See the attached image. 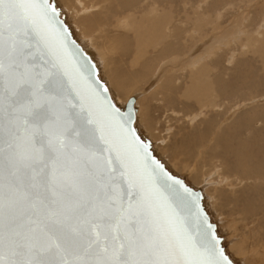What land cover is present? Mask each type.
Instances as JSON below:
<instances>
[{
    "label": "snow or ice",
    "instance_id": "1",
    "mask_svg": "<svg viewBox=\"0 0 264 264\" xmlns=\"http://www.w3.org/2000/svg\"><path fill=\"white\" fill-rule=\"evenodd\" d=\"M59 16L0 0V264H234Z\"/></svg>",
    "mask_w": 264,
    "mask_h": 264
},
{
    "label": "rangeland",
    "instance_id": "2",
    "mask_svg": "<svg viewBox=\"0 0 264 264\" xmlns=\"http://www.w3.org/2000/svg\"><path fill=\"white\" fill-rule=\"evenodd\" d=\"M61 1L62 0L60 1L56 0L57 4L60 6V9L62 8L67 18L70 19V21L68 20V23L70 24L69 26L72 28L74 38L78 41L79 44L81 43L82 46L83 44H89L90 40L83 39L79 27L77 26V23L75 21L79 19L78 15H75L74 13L67 11L70 9L69 6L66 4L65 1L63 2ZM190 1H192L193 4H191ZM190 1L188 2L191 5H195V4L198 5L201 3L203 4L202 6L203 8H205V12H204L205 15L206 14L209 15L208 16L209 22L206 25L201 26L202 32L205 33L204 34L205 36L202 39L197 40L195 43L192 42L190 43V41H188V44H186V46H183V44L180 45L181 50H184V53L182 54L181 58L185 57L186 59L187 55L192 58L199 56V54L201 57L204 56V53L201 52V46L204 47L206 44H207L206 47L208 49L209 48L212 49L213 54H211L212 56L210 57V59L208 60L204 59L203 61H201V63L198 64L199 66L201 64H204V66L207 68V73L204 75L205 82L203 85L207 86L208 89L210 90V95L214 96V99L210 98L209 100H213L211 101L212 103L215 102L214 105L215 107H218V110L221 111L220 113L218 111H217L218 114L213 113L211 111L212 107L208 106V104L204 103L203 105H200L202 104L203 101L197 104L196 103L197 100L194 102L195 100L194 97H190V99L184 98V96L186 95L184 92L188 88L189 72H188V68H184L186 69L185 71L179 69L180 66L177 67V69L172 67V69H174L175 71L170 81L168 82V86L170 87L172 93L180 98V99L177 98V100H179L178 101L179 104L176 103L177 102L176 100L174 101L176 103V106L175 103H173L174 105L173 104L170 105L172 107H167L166 104H163L165 107H160L161 99L163 98L164 95H168V94H164L159 88L158 89L155 88L154 86L157 83L153 85L152 88L155 89V92L152 94V97L150 96V93H152L153 90L151 89L152 91H149L150 88L148 84L150 82L148 84L147 82L151 81L152 83L153 82L152 80L155 79L154 76L160 73V70H157L159 72L156 73L155 67L157 63H159L158 68L166 67L169 64L170 59H172L173 57H178L176 56L178 54L176 52L177 47L174 50V54L172 53V55L175 56L170 57V59L168 58L169 60L166 58L163 59V56H159L160 52L163 49L161 46L148 47L146 49V56L144 57L142 56L141 60L138 59L139 61L137 60L136 57H134L136 58L134 60L132 57L134 55V52H132L134 51L133 45L131 47L132 49H130L129 52H126V50L123 49L124 47L122 48L121 45L117 44L116 42L114 43L111 42V38L115 37L118 31L116 30L111 31L110 27H105L102 34L99 32L93 33L94 48L97 52L101 51L100 52L101 59L98 55H97L98 58L97 57L94 58L101 60L102 64H100V66L98 67V71L100 72V76L102 80L111 90V95L115 98L116 102H118L120 105L123 106L127 101L126 99L131 97V95L136 96L135 107L138 109L137 114L139 117L137 121V126H139V128L142 129V133L150 140L151 145L153 146L152 150H154L155 155L167 166V168L172 173L182 177L187 184L191 185L194 188L197 187L201 188L202 192L207 191L206 192L207 197L204 195L205 193H203L204 198H206L203 200V204L206 207L210 219L216 223L219 221L218 219L220 217L225 219L224 222L227 221L224 224L225 226L224 225L220 226L219 223L217 224L218 225L217 228L220 227L221 229V231H218V233L220 234L222 232L221 234L223 236L221 234L220 235L223 237V244L224 246H227L226 247L227 250L228 249L230 250V251L228 250V252L230 253L232 260L235 263L243 264V260L242 258L240 259L239 253H243V255H245L247 250H248L247 252L248 254H250L251 251H253L254 253L260 252L263 254L264 257V221L260 222L259 220H255L258 219L257 216L252 215L253 217L252 218L250 215H246L247 216L246 217L242 215L243 213L239 214V212L236 214L234 213V215L224 212L220 213L219 209L216 206L215 201L217 203H222L227 210H231L233 205L229 200V198L231 196L230 199L232 200V198L235 197L234 202L237 200L236 198H238L236 202L238 203L237 207L240 204L239 207L242 209V206L245 204L247 199L251 197V195L256 194V192H253L252 190H254V188H250V187L247 188L249 189L248 191L246 189L247 183L243 185L235 181V176L239 174L229 171L227 172L225 171V173L223 172L225 169L223 165L228 164V161L224 159L221 156V154L216 157L217 159L219 158V160H216V158L211 156L210 153L209 154L203 153L199 155V152L201 151L200 149L201 146L206 145V147L207 146L209 147L212 145L213 141L219 138L221 135H224L227 132L237 131L239 129V123L245 117H247L251 121L250 123L251 129L249 131V134L248 132L245 131V135H240L242 139L244 138L245 140H247L246 142H254L257 144L264 143V111H262L264 110V61L262 60V57L259 55V51L264 48V0H190ZM194 1L197 3H195ZM170 2H171V6L173 5L172 7L169 5V10H168V14L170 16L171 21L173 23L178 24V21L180 20L181 23L184 24L185 21L188 20L189 18L184 17L180 12V10L177 7H174L173 0H170ZM158 5L159 7H161L160 4ZM203 8H201L200 10H202ZM98 9L99 6L95 7L92 11H97ZM71 18L72 20L74 18L73 20L75 21L73 22L74 24L72 23ZM210 23L212 25V28L209 27L211 26ZM214 23L215 25H213ZM94 24L97 25L98 22H95ZM188 27L190 26L188 25ZM104 33L107 34L108 36V39L106 41L104 38L105 37ZM169 33L171 34L170 31ZM127 36L131 41V36L129 32H127ZM172 39L173 38H171V40ZM176 41L179 43L182 41V39L177 38ZM204 42L207 43L204 45ZM194 50H195V54L193 53ZM205 51H207V49H205ZM148 57L155 59L153 64L154 70L153 73L150 75L151 78L152 77L153 78L151 80L150 78L149 79L146 78L148 80L147 81L146 79L144 80L143 77H132L133 74L139 71L140 65L142 64L141 62L145 61V59H147ZM161 59H163L164 61L167 60L166 62L162 60L164 63H166L165 66L160 64L162 62ZM158 60H160V62ZM129 62L130 63L133 62V63L129 65ZM118 72H122V74H125L126 75L125 78L132 77L128 81V83L125 86L120 87L119 90L112 82L113 78H115L118 75ZM154 73L155 75H153ZM162 79H160L159 81L160 83ZM228 83H231L230 87L227 86L229 88L220 89L222 85H226ZM232 87L233 89H231ZM138 89H140V91H138ZM230 89H231L230 95L229 96L225 95L227 91ZM147 97L148 98L150 97L151 99L148 100ZM209 100L207 102H209ZM146 103L148 104L146 105ZM194 103H196L198 106L196 104L194 105ZM147 107H149V113H147V109H146ZM166 107L169 108L170 110H166ZM173 107L175 110L173 109ZM243 111H245L244 113L245 115L244 114L240 115ZM170 112H177V114H169ZM200 112L201 114H199ZM237 112L240 114H238ZM229 125L232 128L231 131L227 130ZM208 129L211 130V133L207 138V141L199 142V137L202 136L205 133V131ZM213 129L215 132H218L216 135L213 134ZM183 137L189 140L190 143L192 142L196 143L194 152L197 153L196 154L194 152L192 153L195 156H193L194 158L191 159L190 161L186 160V158L183 157V155H185L184 152H183L184 154L182 153L183 155L180 156L178 155L176 157L173 156L175 152H177L182 148V142L180 143V141H182L181 139ZM245 137L248 139H246ZM236 140L238 141V139ZM175 144L177 145L176 149H174ZM255 154L257 160L261 158L258 152H255ZM222 159L223 161H221ZM195 160L198 162V164L197 162H195ZM224 160L225 162L226 161L227 162L222 163L224 162ZM217 161L219 162L221 161L220 163H218V165H220V168L219 166H217V163H215ZM187 164L191 167V169L192 168L195 169L194 166L199 165L197 167L198 169L195 171H199V169L202 167L200 170L201 171L200 176L196 181L191 178V174L193 172H191L190 168H187L188 167ZM209 166H211V168ZM207 167H209V170ZM213 169L214 171L215 170L219 171L220 174L224 176H228L229 174L230 176L228 178L230 180L229 184L221 183L218 185H211L210 183L209 184L202 183L201 174H204V176H209V174L211 175V173L214 172ZM206 170H207V175H205ZM233 173L235 174L234 177H232L234 175ZM212 178L215 179V176L212 175L209 178V180H211ZM215 180H213V182ZM211 189H218V190L211 191ZM241 193L242 195H240ZM238 194L241 197H239ZM245 196H247L246 199ZM207 204L213 205L214 207L210 206L211 209L209 210V206L207 207ZM239 207L238 209H240ZM230 215L232 218L230 217ZM229 221L231 225L228 224ZM257 221L259 223H257ZM230 228H232L231 232H230ZM241 229L243 230L242 232ZM238 234L241 235L239 236ZM231 235L233 240L231 239ZM224 240L226 242H224ZM244 240L245 242H243ZM230 245H232L233 248H231ZM237 248H240L242 251L240 252ZM263 260L259 259L260 263H262Z\"/></svg>",
    "mask_w": 264,
    "mask_h": 264
},
{
    "label": "bare ground",
    "instance_id": "3",
    "mask_svg": "<svg viewBox=\"0 0 264 264\" xmlns=\"http://www.w3.org/2000/svg\"><path fill=\"white\" fill-rule=\"evenodd\" d=\"M63 1H65L66 4L70 8L67 11H70V12L74 13L75 15H78L79 19H77L75 21L77 23V26L79 27L80 33H81L83 39H89L90 40L89 44H83V46H82V44L80 43V45L87 52V54H89V56L92 58V60L95 62L97 68L100 66V64H102L101 60H100L101 59V54H100L101 51L97 52L94 48L93 33L99 32L102 34L105 27H110L111 31L112 30L118 31L116 36L111 38V42H113V43L116 42L117 44L121 45L122 48L124 47L123 49H125L126 52H129L130 49H132L131 47L133 45L134 51H132V52H134V55L132 57L134 60L136 58H137V60L138 59L141 60L142 56L143 57L146 56V49L148 47H154V46H161L163 48L162 51L160 52L159 56H163V59H165V58L170 59V57L175 56V55H172V53L174 54V50L177 47L176 52L178 54L176 56H178V57H173L170 60L168 59L169 64L166 67L158 68L159 63H157V65L155 67L156 73L159 72L157 70H160V73L156 74V76H154L155 79L152 80L153 81L152 83H151V81H148L147 79L150 78V80H151L153 78V77L151 78L150 75L153 73V70H154V68H153V64H154V60H155L154 58L148 57L147 59H145V61L141 62L142 64L140 63L141 65H140L139 71L136 72L135 74H133L132 77H143L144 80L147 78L146 79L148 81L147 84L150 82L148 84L149 88H150L149 91L153 90V92L150 93L151 97H152V94L155 92V89H153L152 87L155 83H157L154 87L157 89L159 88L162 91V93L168 94V95H164L163 98L161 99L160 107H165L163 104H166L167 107H172L170 105L175 103L174 101H176L177 98H179L178 96H176L175 94L172 93V91L170 90V87L168 86V82L170 81V79L173 76L174 71H175L174 69H172V67L177 69V67L180 66L179 69H181L183 71L186 70L184 68H188V72H189L188 73V76H189L188 88L184 92L187 96L185 95L186 97L184 96V98L190 99V97H194L195 100L193 98L192 99L194 100V102L197 100V102H196L197 104H199L203 101L202 104H200V105H203L205 103V104H208V106H211L212 107L211 111L213 113L218 114V112L219 113L221 112L218 110V107H215V105H214L215 102L212 103L211 101H213V100H209L210 98L214 99V96L210 95V90L208 89V87L203 85L205 82L204 75L207 73V68L204 66V64H201L200 66L198 64V63H201V61H203L204 59L205 60L210 59V57L212 56L211 54H213L212 49L211 48L208 49L206 47L207 42L206 43L204 42V45L206 44L204 47L201 46V52L204 53V56L201 57L199 54V56L192 58V57H189L187 55L186 59H185V57L181 58L182 54L184 53V50H181V48H180L181 44H183V46H186V44H188V41H190V43L191 42L195 43L197 40L202 39L205 36L204 35L205 33L202 32L201 26H204L209 22V19H208L209 15H207V14L205 15V13H204L205 8H203L202 3L198 4V5H196V4L191 5L193 3L190 0H173L174 1V7H177L184 17L189 18L188 20L185 21L184 24H182L180 20L178 21V24H177V23H173L171 21L170 16L168 14L169 5L171 6L170 0H62L61 2H63ZM188 1H190L191 4H189ZM55 2H56V0H55ZM200 2H202V1H200ZM195 3H197V2H195ZM158 4H160L161 7H159ZM56 5L60 8V6L57 4V2H56ZM97 6H99V9L97 11H92ZM201 8H203V9L200 10ZM60 12L65 15L62 8L60 9ZM74 18H73V20H74ZM65 19H66L67 24L70 25L68 23V20L70 21V19H68L66 15H65ZM71 20H72V18H71ZM73 20H72V23L75 22ZM95 22H98V24L95 25L94 24ZM188 25L190 27H188ZM210 25H211V23H210ZM213 25H215V23ZM216 26H217V24H216ZM209 27L212 28V25ZM70 29L72 32V28H70ZM120 30H122V31H120ZM169 31L171 32V34L169 33ZM215 31H217V30H215ZM127 32L130 33L131 41H130L129 37L127 36ZM104 35H105L104 38L106 41L108 39V36L105 33H104ZM72 36H73V32H72ZM171 38H173L174 41H173V39L171 40ZM177 38L182 39V41L178 43L176 41ZM207 40H208V38H207ZM103 42H104V40H103ZM103 42H102V44H103ZM118 42H120V43H118ZM211 43H212V41H211ZM188 47H187V49H188ZM205 49H207V51H205ZM193 53L195 54V50ZM97 55L100 57L99 60L94 58V57L98 58ZM259 55L262 57V60L264 61V48L259 51ZM134 57H136V58H134ZM163 59H161V61ZM158 61L160 62V60H158ZM166 61H164V62H166ZM130 62H129V65H131L133 63V62L132 63H130ZM162 62L160 64L165 66L166 63H164V62L162 63ZM162 65H160V66H162ZM151 68H152V70H151ZM98 75L100 76V72L98 73ZM153 75H155V73ZM125 76L126 75L122 74V72H118V75L115 78H113L112 82L115 84V86L118 90L120 87L125 86L128 83V81L132 78V77L125 78ZM100 78H101V76H100ZM160 79H162L161 83L159 82ZM230 85H231V83H228L226 85H222L220 87V89L229 88ZM227 86H229V87H227ZM231 89H233V87ZM231 89L228 90L225 95L229 96L231 93ZM138 91H140V89H138ZM234 92H235V90H234ZM135 94H136V91H135ZM129 95H131V94H129ZM129 95H128V97H129ZM132 96L133 95H131V97ZM133 97H135V101H136V96H133ZM150 99L151 98L149 97L148 100H150ZM208 100H209V102H207ZM243 100H244V98H243ZM178 101L179 100H177L176 103H178ZM115 102H116V100H115ZM116 103L118 105H120L118 102H116ZM176 103H175V106H176ZM196 103H194V105ZM147 104L148 103H146V105ZM120 106H122V105H120ZM167 107H166V110H170ZM174 107H173V109H174ZM146 109H147V113H149V107H147ZM166 110H164V111H166ZM260 110H262V109H260ZM164 111H162V112H164ZM262 111H264V110H262ZM177 112H170L169 114H177ZM244 113H245V111H243L241 114L240 113H238V114L243 115ZM199 114H201V112ZM147 115H146V117H147ZM250 123H251V121L247 117H245L239 123V129L237 131L227 132L224 135H221L219 138H217L213 141L211 146H209V147L207 146L208 148L206 147V145L201 146L200 152H202V153H200L199 151L198 152H199V155L203 154V153H205V154L210 153L211 156H213L215 158L221 154V156L228 161V164L223 165V167L225 168L223 172L225 173V171L226 172L229 171V172H234V173L239 174L237 176H235L234 173H233L234 175L232 174L233 175L232 177L235 176V181H237L243 185H245L247 183L246 189L249 187L254 188V190H252V191L256 192V194L251 195V197H249L247 199L245 204L242 206V209L239 207L240 204L238 205V207L240 209H238V207H237L238 203H236L238 198H236L237 200L234 202L235 197L232 198L233 201L230 199L231 196L229 198V200L231 201V203L233 205L231 210H227L222 203H217L215 201L216 206L219 209L220 213L224 212V213H229V214L234 215V213L236 214L239 212V214L243 213L242 215H244V216L250 215L252 217V215H253V216L258 217V219H255V220H259L261 222V221H264V149H262V148H264V143H261L262 144L261 145V144H257L254 142H246L247 140H245L244 138H243L244 140L242 139V137L240 135H245V131L248 132V134H249V131L251 129ZM137 128H138L140 134H142L143 137L147 138L142 133V129H140L139 126H137ZM227 130L228 131L232 130L230 125L228 126ZM210 133H211V130H209V129L206 130L205 133L199 137V142H206ZM217 133L218 132H215L213 129V134L216 135ZM236 139H238V141ZM246 139H248V138H246ZM181 140L182 141H180V143L182 142V148L180 150H178L177 152H175L173 154V156L176 157L178 155L180 156V155H183L185 153V155H183V157H185L186 160L190 161L191 159L194 158L193 156H195L192 153L195 151L194 148L196 147V143L195 142L190 143V141L185 139L184 137ZM177 143H179V142H177ZM176 144L174 145V147H175L174 149L177 148ZM174 149H172V150H174ZM153 152H154V150H153ZM255 152L259 153V156L261 157L260 159L257 160ZM154 154H155V152H154ZM196 157H198V156H196ZM253 159H255V160H253ZM216 160H219V158L218 159L216 158ZM221 161H223V159ZM195 162H197V161L195 160ZM220 162L219 161L215 162V163H217V166H219V168H220V165H218V163H220ZM226 162L224 160V162H222V163H226ZM197 164H198V162H197ZM198 166L195 165L194 166L195 169L192 168L193 170L191 169V167L189 165L187 167V168L191 169V172H193L192 174L190 172V174H191V178L195 181L200 176V172H201L200 170L202 168L201 167L199 169V171H195L198 169L197 168ZM209 167L211 168V166H209ZM209 167H207L208 170H209ZM213 171H214V169H213ZM205 173H206L205 175H207V170L205 171ZM212 175L215 176V179H216L215 180L212 178L213 180H215L214 182L212 179L209 180V178ZM226 175H227V173H226ZM209 176H204V174H201V179H202L201 182L207 183V184L210 183L211 185H218L221 183L229 184V181H230L228 179L230 177L229 174H228V176H224V175L220 174V172L217 170H215L213 173H211V175L209 174ZM199 187H200V185H199ZM196 189L201 190V188H198V187ZM212 190L217 191L218 189H211V191ZM229 190H231V189H229ZM247 190L249 191V189H247ZM206 192H202L203 200L206 199V198H204V195L206 196ZM203 193H205V194L203 195ZM245 193H246V190H245ZM240 195H242V193ZM240 195H239V197H241ZM247 196H248V194H247ZM247 196H245V199ZM203 200H202V202H203ZM212 204H214V203H212ZM203 206L206 210V207L204 204H203ZM208 206H209V210H210L211 209L210 206H213V205L207 204V207ZM206 212H207V210H206ZM207 214H208V212H207ZM230 217H231V215H230ZM218 220L219 221L217 223L214 222L213 220H211V221H213V223L216 226H218L217 225L218 223L220 224V226H222L227 222V221L224 222L225 219H223L221 217ZM255 220H253V221H255ZM244 222H245V220H244ZM257 223H259V222L257 221ZM228 224L231 225L230 221ZM228 224H227V226H228ZM247 224H245V225H247ZM234 228H236V227H234ZM231 230H232V228H230V232H231ZM218 231H221L220 227L217 228V232ZM242 231L243 230L241 229V232ZM232 232H234V231H232ZM220 234L218 233V235L221 237L222 243H223V237H222L223 235L221 234L222 235L221 236ZM235 235H237V234H235ZM238 235L240 236L241 234H238ZM231 239H232V235H231ZM234 239H235V237H234ZM227 240H229V239H227ZM224 242H226V241L224 240ZM243 242H245V240ZM227 243H228V241H227ZM230 246H231V248H233L232 245H230ZM226 247L227 246H225V248ZM237 249L240 252L242 251L240 248H237ZM247 252H248V250L246 251L245 255H243V253H239L240 259L242 258V260H243V264H264V260H263L264 257H263L262 253H260V252L254 253L253 251H251L250 254H248ZM259 259L263 260L262 263H260ZM236 264H238V263H236Z\"/></svg>",
    "mask_w": 264,
    "mask_h": 264
},
{
    "label": "water",
    "instance_id": "4",
    "mask_svg": "<svg viewBox=\"0 0 264 264\" xmlns=\"http://www.w3.org/2000/svg\"><path fill=\"white\" fill-rule=\"evenodd\" d=\"M56 3V2H55ZM58 7V6H57ZM58 9H59V12H60V8L58 7ZM59 19H60V21L63 23V25H64V27L68 30V32H69V39L71 40V41H74L75 42V45H76V47H78L87 57H88V59L94 64V65H96L95 64V62L92 60V58L89 56V54H87V52L82 48V46H80V44L74 39V36H72V32H71V27H69V25L67 24V22H66V19H65V15L63 14V13H61L60 12V16H59ZM96 71H97V75H98V73H99V71H98V68H97V66H96ZM98 77L100 78V76L98 75ZM101 80H102V78H100ZM102 82H104L103 80H102ZM111 94V93H110ZM127 102L128 103H130V104H135V97H129L128 99H127ZM126 110V109H125ZM138 129V128H137ZM138 133H139V135L145 140V142L146 143H150L151 144V142L147 139V138H145V137H143V135L142 134H140V132H139V130H138ZM154 153V152H153ZM155 155V154H154ZM156 156V155H155ZM157 157V156H156ZM158 158V157H157ZM159 159V158H158ZM167 167V166H166ZM169 170V169H168ZM170 171V170H169ZM171 172V171H170ZM172 173V172H171ZM172 174H174V173H172ZM175 176H177L178 178H181L182 179V177H180V176H178V175H176V174H174ZM183 180V179H182ZM184 181V180H183ZM185 182V181H184ZM186 183V182H185ZM187 184V183H186ZM188 186H190L191 188H193L194 190H196V191H198L200 194H201V196H202V191L201 190H199V189H196V188H194V187H192L191 185H189V184H187ZM202 200H203V197H202ZM203 203V202H202ZM202 206H203V204H202ZM204 207V206H203ZM205 209V208H204ZM206 211V210H205ZM207 213V212H206ZM208 216H209V214H207ZM209 218H210V216H209ZM221 238V237H220ZM222 240V239H221ZM234 264H236V263H234Z\"/></svg>",
    "mask_w": 264,
    "mask_h": 264
}]
</instances>
